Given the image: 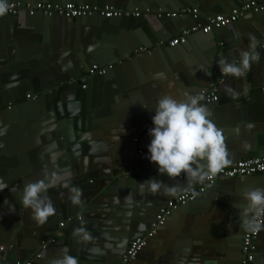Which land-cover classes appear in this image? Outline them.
Segmentation results:
<instances>
[{
	"label": "crops",
	"instance_id": "obj_1",
	"mask_svg": "<svg viewBox=\"0 0 264 264\" xmlns=\"http://www.w3.org/2000/svg\"><path fill=\"white\" fill-rule=\"evenodd\" d=\"M8 1L34 3V0H5ZM77 1H88L100 7L107 3L116 4L120 8L135 5L153 9L162 7L167 12L189 5L203 14L213 15L228 13L234 5L249 0L69 2ZM190 19L184 16L161 22L152 14L138 20L117 19L102 24L93 18L76 25L56 20L52 23L45 21L44 32L32 31V24L28 22H39V19H29L23 11L15 18L0 21V97H4L3 104L9 101L13 103L11 109L9 106L0 108V183L7 186L0 192H8L10 195L7 199H12L3 202V197H0V241L1 237L8 235L9 238L14 229L25 231L27 228L26 233L29 229H38L39 225L32 219L31 209L21 206L22 190L31 182L30 179H44L52 174L49 153L38 147L43 146L41 138L46 139L50 133L46 123L51 120H46L45 113L41 114L40 110L34 114L30 106H25L29 90H23L21 86L28 87V83L32 84L33 81L44 86L42 80L45 73H49L50 67L56 64L58 69L62 68L59 71L62 74L69 72V76L78 77L75 83L77 92L81 93L78 91L80 82L88 85V112L83 113L86 115L84 126L90 134L86 137L91 140L89 143L93 150L82 153L78 149L77 153L81 158L88 159L91 175L99 176L101 170L114 175L130 163L136 147L148 151L152 139L149 130L154 127L152 118L160 98L171 96L184 100L187 95L201 96V85L211 78L208 71L214 72L200 69L207 70L206 65H211L209 57L212 51L207 49L208 46L215 48L216 45L217 49L225 51L224 59L231 62L235 52L241 55L250 51V46L261 34L257 25L264 26V20L261 21L258 15L248 13L241 21L227 29H218L216 33L206 35L202 31L194 32L185 45H159L160 40L166 43L180 36V29L193 24ZM9 35L13 38H7ZM140 48L145 50L140 51ZM44 51L48 60L38 61L42 60L38 56ZM107 55L110 56L109 60L106 59ZM229 55L232 57L229 58ZM92 63L110 66L108 76L94 78L88 75V67ZM263 68V59L252 62L245 77L227 79L223 86L225 93H219L217 105H206L211 113L209 118L223 134L228 161L254 157L252 155L264 157V93L260 91L264 85ZM242 97L244 99H238ZM82 98L84 100L85 97ZM200 103L205 105L202 100ZM37 126L40 131L35 129ZM52 126L50 124L48 127ZM135 138L139 139L138 142L134 141ZM29 147L34 149V153L26 156L22 152ZM104 163L107 167L100 170ZM135 171L141 174L125 175L128 181L121 185L117 183L110 190L109 197L90 212L89 223L92 224L87 232L92 239L84 241L81 246L82 256L91 262H82L79 254L76 257L79 263L97 264L108 246L113 251L114 246L120 245L118 251H122L127 244L119 243L117 239L120 238V232L116 229L122 228L125 222L130 223L129 217L133 211L135 222L142 224L141 229L145 232L154 221L157 210L185 191L182 190L177 196H168L161 188L153 194L147 181L162 182L166 186L179 185L182 189L198 183L189 182L185 176L183 179H170L167 175H160L157 165L149 159L139 168L136 167ZM20 175L23 181L29 180L22 183V187L18 185V182L21 184ZM107 177H100L99 185L106 186L107 180L104 179ZM211 187L208 186L204 194H198L197 202L187 209L174 211L166 224L158 229L157 235L149 240L144 255L132 264H151L154 258L165 262L167 254L170 256V264H240L242 238L246 231L239 216L245 206L242 193L264 188V175L258 174L242 181H227ZM52 188L55 186L48 190ZM51 194L53 192H47L48 199H51ZM59 195L57 198L65 202L62 193ZM52 203L55 205L57 201L53 200ZM59 209L48 218L49 221H56ZM62 222L66 226V222L61 219L58 227ZM185 231L188 233L184 234ZM139 233L142 234V230ZM21 236L25 238V233L22 232ZM258 242L255 264H264V231L260 233ZM55 247L48 264H53L56 257L61 256L57 249L62 246L56 243Z\"/></svg>",
	"mask_w": 264,
	"mask_h": 264
},
{
	"label": "water",
	"instance_id": "obj_2",
	"mask_svg": "<svg viewBox=\"0 0 264 264\" xmlns=\"http://www.w3.org/2000/svg\"><path fill=\"white\" fill-rule=\"evenodd\" d=\"M46 1L55 2V3H66V2H69L70 0H46ZM33 2H36V0H34ZM87 2L88 1H77V4H89L91 6H97L91 3H87ZM24 3L25 2H23V4ZM243 3L244 2H242L239 5H234L233 8L239 7ZM105 6H114V7L120 8V6L116 4H112V3H107L104 6H101V7L97 6V7L103 8ZM191 7L189 5H186V6L177 8L175 10H179L181 8H191ZM121 8L125 10H134L135 8H139V9L150 8L152 11L158 10V9H153L148 6H138V5H135L134 7H131V8L130 7L128 8L121 7ZM159 9H163V8L160 7ZM170 11H173V10H170ZM202 14L203 13L200 12L199 19H193L192 16H187L191 18L190 20L193 21V24L188 27L180 29L179 34L183 30L191 29L197 24H200L201 26H203L206 23L207 17L216 15V14H213V15H206V14L202 15ZM253 14L258 15L261 21L264 20L263 19L264 12L253 13ZM147 15L149 14H143L141 17H138V18L131 17V16L129 17L123 16L119 18L105 19L103 17H100L99 15L86 17V18H66V17H61V16L45 17L41 14L30 16L27 14L29 19H32L34 21L39 19V22H28L29 24H32V31H35V32L37 31L40 32V30L41 32H44L46 28V24L44 23L45 21L52 23L53 21H56V20H62V21L65 20L67 22L69 21L76 25V24H81L82 22L93 18L95 19V22H97L98 24H102L105 21H112V20H117V19L138 20L143 17H146ZM246 15L241 17L237 22L241 21ZM17 16L0 18V21L7 20L10 18H15ZM156 19L162 22L166 20H175V19H180V18L178 17L174 19V18H169L166 16H163V17L156 16ZM237 22L233 23V25L236 24ZM28 23L26 25H29ZM229 26L222 28V29H227ZM257 29L261 34L259 35V37L256 38L255 43H253L255 47L254 48L251 47L253 44L250 46L251 47L250 51L254 55L258 54L259 59H263L264 61V37H262V34H264V26L263 25L260 26L258 24ZM216 30L218 29H214L212 32L216 33ZM7 38L10 39L13 37L9 35ZM158 42H161V40ZM221 44L223 45L224 43H221ZM42 48L44 49V46H42ZM207 49L212 51V54L209 57V61L211 65H206L208 67L207 70L206 68L205 69L200 68V69H202L201 71L213 70L214 72L208 71V73L211 75V78L206 84L201 85L202 86L201 88L205 89V88H210L212 86H215L217 88L218 93L224 94L225 92L223 90V86L226 83L227 79L232 80V79H235V77L231 75H227L226 77H224L221 74L222 71L220 67V62L221 60H225L224 55H223L225 51L223 52L219 48H218L219 49L218 51L216 45H215V48L208 46ZM218 54H219V57L217 59ZM212 56L213 58L211 59ZM38 57L42 58V60H38V61L44 62L45 60H48L47 59L48 57L46 56L45 51L43 53H40ZM108 57L110 56L107 55L106 59L109 60L110 58ZM230 57L232 56L229 55V58ZM233 57L235 58L234 59L232 58V61L229 63H235L239 65L240 60H241V55H237L235 52ZM93 64L94 63H92L88 67V70ZM50 68H51V71L49 73H45L46 76L42 80V82H44V86H39L36 83V81H33L32 84L31 82L28 83V87H25V85H22L21 87H24L23 90H25V88L29 90L28 94L31 96L29 98L27 97L28 95L25 97V99L26 98L28 99L25 106H28V107L30 106L34 110V114H36L37 111L40 110L41 114L45 113L46 120L47 119L51 120V122L46 123V127L49 129L50 133L46 135V139L44 137L41 138V140L43 141V146L41 147L38 146V147L41 150H43V152L49 153L50 169L52 173H58V174L70 176V182H69L70 186L64 187L62 186V184H57L55 185V188L48 190L49 193L53 192L54 194V195L51 194L52 196L49 197L51 198L49 200L57 201L54 207L55 209L60 208L59 209L60 211L58 210L59 212H57L58 216L55 217L56 221L48 220L44 225H39L38 229H40L41 227L40 231H38V229L35 228L37 230L29 229V231H27L26 233V230H28L27 228L25 229V231L24 229L23 230L14 229L9 238H7L8 235L5 237H1L0 245L3 244L2 245L3 250H0V264L1 263L2 264H28V263L29 264H48L49 263L48 259L50 258V255L54 253V251L56 250L55 249L56 243L59 245V247L62 246L61 248L57 249L59 250V253L61 254V256H57L56 259L62 257L63 252L61 250H63L64 248H67L69 255L76 258L80 254V259L82 260V262H85V263L91 262L82 256L83 252H82L81 245L84 244V240L80 237H74L73 230L76 228L84 227L88 231L92 224V223H89L90 212L94 210V208L98 206L102 201H104L106 198L109 197L110 190L113 189L117 183L121 185L124 181H128L126 178H124L126 177L125 175L132 176L135 174H141L139 172L136 173L135 168L136 167L139 168V166L142 165L148 159V156H149V153L147 151L146 158L144 160H140L138 157H136V151H137L136 149L137 147H136L131 157L130 163L125 165L124 170L122 168L121 171L117 172L114 175H112L109 172L104 173L101 170L102 168L107 167L106 164L104 163L102 164L101 168H99L101 170L99 171V176L91 175L89 173L90 169L88 168V165H89L88 159L81 158L80 156H78V153H77L78 149H79V152H82V153H84L85 151L93 150V148H91L92 147L91 143H89L91 140H89L86 137V136H89L90 134L87 132V129L84 126V124L86 123V115H84V113L88 112L87 110L88 108L87 102L89 98L88 97V85L86 84L87 85L86 89H83L82 87L84 84L81 82L79 83L78 91H81L82 93L81 94L77 92V88L75 85V83L77 82V78H78L77 76H74V75L69 76V72L62 74V72H59L62 70V68L60 67L58 69L57 64L51 66ZM262 70H264V68ZM108 73L105 76L94 75L93 77L94 78H97V77L106 78L108 76ZM36 87H40L42 89H37ZM263 87L264 85L260 88V91L264 93V90L262 89ZM200 94H201V91H200ZM83 96L85 97L84 100L82 98ZM238 99H244V97L238 98ZM3 102H4V97H0V108H2V106H6V107L9 106L10 109L12 108V105H13L12 102L9 101L4 104ZM203 103L207 106H214L218 104L217 102L205 103L204 101ZM50 124H52L53 126L49 128L48 126ZM147 126H149V123L147 124ZM150 127L151 126H149V128ZM35 129H38L40 131V128H38V126ZM31 152L34 153V149L29 147L27 150L23 151L22 153H26V156H27ZM19 153L20 151L18 152V154ZM252 156L259 157L258 155H252ZM260 157H263V156H260ZM99 169H96V170H99ZM261 175H264V173ZM131 176H128V178H131ZM254 176L256 175L247 176V177H237L235 179H225V180L218 181L210 186L215 187L216 185H219L220 183H224L227 181H235V180L242 181L244 179L251 178ZM100 177H107V179H104V180H107L106 186L99 185L100 180H101L99 179ZM109 179L110 181H108ZM20 180H21V184L18 182V185L22 187L21 185L22 183L25 182V179L23 181V178L21 176ZM37 180H40V179L39 178L30 179L31 182H34ZM28 181L29 180H26L25 183H27ZM71 187H75V188L82 190V197H81L82 203L81 204L73 205L70 202L69 193H70ZM62 188L65 190H63ZM14 191L16 192L17 190L15 189ZM60 193H62L61 197H62V200L65 199V202H62L61 199L59 200V198H57L58 196H60L59 195ZM9 195L10 194L8 192H2V193L0 192V197L1 196L3 197L2 198L3 202L12 200V199H7ZM197 197L194 201L187 203L186 205L182 206L180 209H177L176 211L187 209L190 205L197 202L198 200ZM21 211L18 213H21ZM137 215H140V213L137 212ZM129 216L130 215H128L127 217ZM79 217L81 219H79ZM129 218H130L129 224L128 222H125L122 228L116 229L120 232V238H118L117 240H119V243H121V245L122 243L126 242L125 244H127L128 246L129 242L139 237L144 236L149 229L148 227V229L144 232V229H141L142 224H138L137 222H135L136 217L134 215V211H133V215H131ZM12 219L14 221H17V219L14 218L13 216H12ZM61 219L66 222V226L63 228L58 227V221ZM153 220H155V218ZM137 225H139V227H137ZM140 230H142V234L139 233ZM22 232L25 233V238L21 236ZM58 232H61V235L57 237L56 242L52 245H49L45 249H41L42 243L45 242L48 238L54 237ZM187 233H188L187 231L184 232V234H187ZM258 239H257L256 254L258 253V246H259ZM148 244H149V241H148ZM119 246L120 245L114 246L113 251H112V247L108 246L106 250L104 251L105 254H102L101 257L97 260V264H118L121 256L126 251L125 248H127L126 246L123 249L124 251L123 250L118 251ZM146 248L147 247H145L143 250L139 252L138 256L136 257L134 261L138 260V258H140L141 255H144L145 251H147ZM37 254L40 255L39 258L36 257ZM11 257H13L14 259L12 260ZM169 259H170V256L169 254H167L165 262L168 264H170ZM82 262H80L79 264H83ZM157 262L159 264H165L164 260L160 259L159 261H157V259L155 258L151 264H157ZM255 262H256V258H255Z\"/></svg>",
	"mask_w": 264,
	"mask_h": 264
},
{
	"label": "clouds",
	"instance_id": "obj_3",
	"mask_svg": "<svg viewBox=\"0 0 264 264\" xmlns=\"http://www.w3.org/2000/svg\"><path fill=\"white\" fill-rule=\"evenodd\" d=\"M6 11L5 0H0V16ZM251 47L254 48L255 45ZM258 59V54L245 51L241 54L239 65L221 60V71L225 75L245 77L252 62ZM202 99L201 96L187 95L184 100L171 96L158 100L152 118L154 127L149 130L152 139L148 146V159L157 165L160 175L175 179L183 174L189 182L195 183L211 179L229 163L223 134L209 118L211 113L206 105L200 103ZM69 182V175L52 173L44 179L28 182L23 187L21 204L31 209L32 219L37 225H44L56 213L52 201L47 198L48 189L57 184L69 187ZM147 182L153 194L161 188L168 196H177L182 190H186L179 185L166 186L162 182ZM5 187L7 186L0 183V191ZM242 196L245 206L239 213L241 225L248 232L258 233L264 227V188L243 192ZM81 197V189L70 188L69 199L73 205L81 204ZM73 236L84 241L92 239L84 227L74 229ZM62 252L63 256L55 259L53 264H79L75 257L68 254L67 248Z\"/></svg>",
	"mask_w": 264,
	"mask_h": 264
},
{
	"label": "built area",
	"instance_id": "obj_4",
	"mask_svg": "<svg viewBox=\"0 0 264 264\" xmlns=\"http://www.w3.org/2000/svg\"><path fill=\"white\" fill-rule=\"evenodd\" d=\"M6 6L7 11L3 16H0V18L17 16L22 11L30 16L41 14L45 17L61 16L66 18H86L98 15L105 19L119 18L123 16L138 18L143 14H153L157 17L167 16L169 18H181L184 16H192L193 19L200 18V12L196 8H182L173 12H167L163 9L152 11L150 8H135L134 10H125L114 6H105L103 8H100L97 6H91L89 4H77L75 2H34L23 4L17 1L6 2ZM261 12H264V1L249 0L247 2H244L239 7L231 9L228 13L209 16L206 18V23L203 26L197 24L191 29L183 30L180 36L173 38L166 43H164V41H161L159 42V45L168 44V46L170 47L183 45L187 43L188 37L194 32L202 31L204 34H209L214 29H222L237 22L247 13ZM143 50L145 49L140 48V51ZM110 68V66L103 67L98 65L97 63H94L88 70V75L105 76ZM82 88L86 89V86L84 85ZM262 89L264 90V87ZM27 97L29 98L31 96L28 95ZM201 97L203 98L202 101H204L205 103H213L219 100V93L217 91V88L215 86H212L210 88L202 89ZM138 140V138L134 139L135 142H138ZM136 156L140 160H144L146 158V150L143 148H138L136 151ZM263 173L264 158L249 157L246 159L229 161V163L211 179H204L196 183V185L194 186H189L177 198L169 200L166 204L162 205L158 209L155 220L151 223L146 234L129 242L126 251L121 256L118 264H131L136 259L139 252L147 246L148 241L153 238L155 234H157L158 229L166 224L168 218L171 217L174 211L186 205L187 203L194 201L198 194L204 193L206 191L208 186L225 179H235L237 177H247ZM178 178L183 179L184 175L182 174ZM79 219L81 218L79 217ZM262 219H264V217H262ZM64 226L65 223H60V228H63ZM262 231H264V227H262L261 231H259L258 233H252L246 230L242 238L240 264H254L257 250V239ZM59 235H61V232H58L54 237L48 238L45 242L42 243L41 249H45L49 245L54 244ZM0 250H3L2 246H0ZM36 257L39 258L40 255L37 254Z\"/></svg>",
	"mask_w": 264,
	"mask_h": 264
},
{
	"label": "trees",
	"instance_id": "obj_5",
	"mask_svg": "<svg viewBox=\"0 0 264 264\" xmlns=\"http://www.w3.org/2000/svg\"><path fill=\"white\" fill-rule=\"evenodd\" d=\"M256 257V256H255ZM254 264H255V262H254Z\"/></svg>",
	"mask_w": 264,
	"mask_h": 264
}]
</instances>
